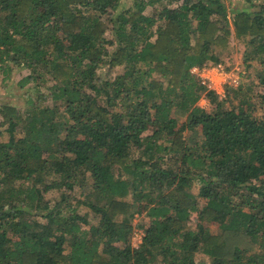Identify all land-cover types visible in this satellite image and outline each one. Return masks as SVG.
<instances>
[{
	"label": "trees",
	"instance_id": "16d2710c",
	"mask_svg": "<svg viewBox=\"0 0 264 264\" xmlns=\"http://www.w3.org/2000/svg\"><path fill=\"white\" fill-rule=\"evenodd\" d=\"M232 37L252 71L220 99L192 68ZM21 68L0 264H264V0H0V86Z\"/></svg>",
	"mask_w": 264,
	"mask_h": 264
},
{
	"label": "rangeland",
	"instance_id": "374dc122",
	"mask_svg": "<svg viewBox=\"0 0 264 264\" xmlns=\"http://www.w3.org/2000/svg\"><path fill=\"white\" fill-rule=\"evenodd\" d=\"M134 0H123V3L128 6L133 3ZM226 4L228 5L229 12L234 11L236 8L239 6H243V0H225ZM149 13L150 7L147 10ZM231 51L230 52H224L223 54V61L222 63L226 67L227 70L234 72L235 74L240 73L241 75V83L245 82L248 74L250 71H252L251 68H247L244 61H243V51L245 49L244 44L236 39L235 37H232L231 39ZM27 73V70L25 68L17 69L15 70L14 74L10 78L8 82H6L4 85L0 86V103H5V104H12L16 105L18 107L24 108L25 106V99H26V93L30 92V86H26L24 88L20 87L18 84V81ZM200 102V101H199ZM203 107L205 109L211 110L212 105L211 103H203ZM7 136H5L6 138ZM58 192L56 191H50L46 194V197L48 199H53L57 197ZM201 200V205L204 203L203 199ZM81 213L89 212V217L92 222H97L98 217L97 214L92 210L89 209L86 206H82L80 208ZM141 223V218L137 215L136 218L134 219V224L136 225L135 233L133 235L132 242L134 245H138L140 242V238L143 234L142 228L139 226ZM191 223L194 224L196 223V214L192 216ZM206 225L209 227V229L213 233H218L220 232L219 229V223L214 221V222H209L206 223ZM197 260L201 263H209V257L203 255V254H198Z\"/></svg>",
	"mask_w": 264,
	"mask_h": 264
},
{
	"label": "built area",
	"instance_id": "2783aa9c",
	"mask_svg": "<svg viewBox=\"0 0 264 264\" xmlns=\"http://www.w3.org/2000/svg\"><path fill=\"white\" fill-rule=\"evenodd\" d=\"M201 83L207 87L208 90L214 91L220 99L226 96L227 86H238L241 84L240 73L235 74L226 69L222 62L211 65H204L203 67L195 66L192 68ZM203 103H210L206 96L200 99L199 105L204 106Z\"/></svg>",
	"mask_w": 264,
	"mask_h": 264
}]
</instances>
